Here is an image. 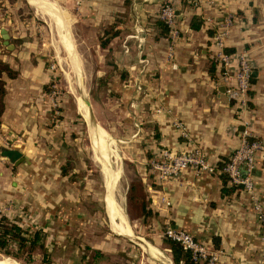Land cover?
<instances>
[{
  "label": "crops",
  "instance_id": "1",
  "mask_svg": "<svg viewBox=\"0 0 264 264\" xmlns=\"http://www.w3.org/2000/svg\"><path fill=\"white\" fill-rule=\"evenodd\" d=\"M85 1L82 20L97 37L98 33L105 34L106 44L100 47L111 52L118 68L112 78L118 84L120 108L139 121V129L134 128L139 131L140 140L135 147L139 150L134 155L135 176L144 193L146 208L152 213L149 225L154 241L163 242L158 232L160 222H169L192 231L207 246L223 249L225 254L218 264H264L252 199L242 186L233 187L219 174L195 175L190 169L183 170L177 178L158 183L150 168V159L159 156L161 147L179 149L193 143L218 161L238 147L244 130L250 139L264 136V0H203L197 4L192 0ZM166 1L172 2L177 14L179 34L174 43L156 22L161 19L159 7ZM207 15L218 22L232 17L222 48L233 54L245 51L252 63L254 74L248 107L243 111L225 93L222 66L215 57L220 46L216 44L214 27L203 22ZM193 16L202 19L199 28L190 26ZM9 44L13 45L8 42L9 53L5 58L17 74L3 77L0 131L14 137L11 147L19 151L22 159L6 165L1 157L0 202L16 196H26L30 201L34 195H44L46 203L74 206L72 191L60 189V183L68 178L61 172L64 142L60 139L57 144L60 129L57 123H52L50 97L43 88L49 76L44 61L40 57L32 59L35 56L32 47ZM171 49L177 68H172L167 60ZM137 81L143 86L142 92L132 86ZM178 120L186 126L187 136L174 124ZM101 135L106 144L105 158L96 157L102 164L109 161L110 170L114 168L111 149L105 134ZM253 176L256 194L264 206V150L256 152ZM185 179L192 180V184ZM107 187L110 197L112 190ZM223 187L227 190L222 191ZM66 196L68 204H64ZM108 203L117 214L109 198ZM126 223L131 227L125 214L124 233L120 234L144 244L140 237L125 231ZM154 246L143 245L153 249L162 261L160 264H172L164 251Z\"/></svg>",
  "mask_w": 264,
  "mask_h": 264
},
{
  "label": "rangeland",
  "instance_id": "2",
  "mask_svg": "<svg viewBox=\"0 0 264 264\" xmlns=\"http://www.w3.org/2000/svg\"><path fill=\"white\" fill-rule=\"evenodd\" d=\"M55 2L57 5L55 9L57 8L62 14V20L59 17V25L63 31L68 27L69 39L77 55L80 56L79 59L69 51L67 43L61 39L58 24L56 25V20L52 16L41 14L28 0H0V28H6L8 33V37L4 38L0 31V55L4 57L0 60H7L5 55L9 53L7 45L9 42L13 44L10 45L11 47L15 45L18 48L32 47L35 55L32 59L40 57L44 61L45 71H48L49 76L43 88L50 97L52 123H57L60 129L57 133V144L60 143V139L64 142L62 164L66 165L68 172V178L64 179V183H60V189L68 188L72 191L74 206H64L55 202L50 204L48 201L46 203L44 195H34L30 201H27L26 196L25 198L16 196L0 202L3 215L13 218L23 227L43 229L42 241L47 247L48 260L42 259L43 249L40 247L30 251L24 250L19 256L0 251V257H7L12 264H160L162 262L153 249L144 248L143 243L138 239L117 233L112 228L111 219L117 214L111 211L108 205L110 193L102 163L96 157V154L102 157L103 150L101 145L95 146L97 149L94 150V138L90 128L93 124L105 134L109 142L110 158L114 167L110 168L109 173L115 190L122 196L120 197L122 206L131 225L130 227L126 223L125 231L140 237L145 241L144 244L156 245L154 247L163 250L174 264L161 232L164 227L158 229L163 242H155L152 225H149L152 215L142 216L145 196L138 177L135 176L137 161L134 158L136 151H139L135 147L140 143L137 137L139 131L134 128L139 129L140 125L134 114H128L118 103L120 101L118 84H115L116 80L112 78L118 68L111 52L100 47L106 44L105 34L98 33L97 37L88 28L85 20H82L85 15V0H55ZM102 41H105L104 44ZM73 58L81 68V80L77 79L73 69ZM67 73L77 93H81L85 86L90 119L79 107L75 94L70 89ZM1 75L7 76L5 72ZM132 86L137 90L136 83ZM0 140V144L11 147L14 137L9 138L0 131ZM19 157L20 155L14 160L4 158L6 165L14 164ZM0 159L3 158L0 156ZM131 184L133 189L130 188ZM66 198L68 197H65L64 204H68ZM10 248L15 250L17 247L12 243ZM97 250L102 252L101 256L96 254ZM29 252L31 257L28 261Z\"/></svg>",
  "mask_w": 264,
  "mask_h": 264
},
{
  "label": "built area",
  "instance_id": "3",
  "mask_svg": "<svg viewBox=\"0 0 264 264\" xmlns=\"http://www.w3.org/2000/svg\"><path fill=\"white\" fill-rule=\"evenodd\" d=\"M202 1L192 0L194 4ZM158 16L167 24L169 41L174 43L179 34V28L176 25L177 14L171 1H166L160 5ZM203 22L206 26L215 29L216 44L220 46L215 57L222 66L221 76L224 80L225 93L243 111L248 107V91L251 86L253 66L245 51L233 54L224 51L222 48L228 28L232 24V17L228 16L223 21L218 22L212 16L207 15ZM139 40L142 41L140 38ZM125 51H128L127 47H125ZM141 60L146 61L145 58ZM167 60L172 68L178 67L172 49L168 52ZM136 86L137 91L143 90L140 82L137 81ZM174 124L178 129L180 128L182 135L187 136L186 126L180 120L174 121ZM247 136V131L244 130L240 144L229 154L228 160L221 166H217V160L210 158L198 145L192 143L191 146L179 149L161 147L159 156L150 159V168L158 183L168 178L179 177L185 169H190L195 175H200L203 172L226 173L229 181L242 186L252 199V207L258 222L262 249L264 250V206L256 194L253 178L256 152L264 150V136L252 139ZM185 182L192 184V180L189 179H185ZM165 202L169 204L168 199ZM1 215L3 214L0 209V217ZM161 232L165 238L174 240L180 243L184 249L189 250L191 259L197 264H218L225 254L223 249L207 246L192 231L183 226L166 222Z\"/></svg>",
  "mask_w": 264,
  "mask_h": 264
},
{
  "label": "trees",
  "instance_id": "4",
  "mask_svg": "<svg viewBox=\"0 0 264 264\" xmlns=\"http://www.w3.org/2000/svg\"><path fill=\"white\" fill-rule=\"evenodd\" d=\"M157 24L161 28V32L164 34L168 33V26L166 23L163 22L161 19L156 20ZM202 23V19L200 17L193 16L190 22V26L192 28H199V26ZM105 41H102V44H104ZM233 51V50H228ZM211 73L213 72V66L210 67ZM221 71V70H220ZM5 72L7 76L13 77L17 74V70L10 66V64L6 61L0 60V114L3 109V101L2 96L4 94L5 88L4 83L5 80L3 79L1 73ZM253 80V76H251V82ZM250 90V89H249ZM255 138V137H251ZM228 157H223L220 160H218L217 166H221L223 163H225L228 160ZM61 172L62 174H68L66 170V165L63 163L61 165ZM213 174H219L222 176V179L229 180L228 176L224 172L220 173H213ZM233 187H239L240 185L233 184ZM131 189H133V184L130 186ZM227 190L225 187H223L222 191ZM133 191V190H132ZM142 210L143 214L151 215V211L146 208V203L143 201L142 203ZM165 226V223L160 222L159 228L162 229ZM44 236L43 229L41 227H38L36 229L30 228V227H23L19 222L15 221L13 218H9L7 215H1L0 217V251L6 254H11L13 256H19L20 252H23L24 250H32L35 247H40L43 249V257L42 259L45 261L48 260L47 258V247L46 244L42 241V237ZM167 244V248L170 251L172 260L174 264H197L191 259V254L189 250L184 249L180 243L165 238L164 240ZM14 243L16 245V249L12 250L10 248V245ZM97 255H102V252L100 250L96 251ZM30 252L28 253V261L30 260ZM182 260V262H180Z\"/></svg>",
  "mask_w": 264,
  "mask_h": 264
},
{
  "label": "bare ground",
  "instance_id": "5",
  "mask_svg": "<svg viewBox=\"0 0 264 264\" xmlns=\"http://www.w3.org/2000/svg\"><path fill=\"white\" fill-rule=\"evenodd\" d=\"M30 3L37 11L41 12V14L42 13L49 14L50 16H52L56 20V25L58 24L57 28L59 29L58 33H60L61 39L63 40L64 43H67L66 44V45H68L67 48H69V51H71V53H73L74 56L80 57V56L77 55L75 47L73 48V45L71 43V39H69L70 38V32L68 30V27H67L66 31H63L61 29V26L59 25L60 24L59 17L62 20V16H61L62 14L58 12L57 8L55 9V5H56L55 0H30ZM49 6H51V8H49ZM56 7H57V5H56ZM50 19H51V17H50ZM65 50H67V49H65ZM72 62L74 63L73 69H74V71L76 73V77H77L78 80H81V78H82L81 77L82 76L81 75V70H80L81 68H80L79 64L77 63L76 59L73 58ZM66 75H67V78H68L70 89H71V91L74 92L79 107L81 108L83 113L86 116H88L89 119H90V116H89V111L90 110H89V104L87 102V98H86V95H85V87L83 88V91L81 90L82 91L81 93H77L76 90H74L73 86L71 85V79L69 78V73H67ZM90 128L92 130L91 132H92V135H93V138H94V150L97 149V148H95V146L98 147L99 145H101L102 150H103V156H104V153H105V150H106V144H105V140H104L103 136L101 135V130L98 127H96L95 125H93V124L91 125ZM96 156L99 159L100 158H102V159L105 158L103 156L100 157L98 154H96ZM109 164H110L109 161L107 163H105V164H102V166H103L102 169H104V174H105V179H106L107 185L112 190V192H111L112 194L109 197L110 204L117 211V216L114 217L113 220H112L113 221L112 226H113V228H114V230L116 232H118V233H122L123 232L124 233L123 225L125 223V211H124L123 206H122V200H121L122 198H120L122 196H120L121 194H119L115 190V187L113 185L114 183H113L112 178H111V174L109 173ZM118 210L120 211V213L118 212ZM131 238L136 239L134 237H131ZM143 245H145V244H143ZM0 264H12V263H10L4 257H0Z\"/></svg>",
  "mask_w": 264,
  "mask_h": 264
},
{
  "label": "water",
  "instance_id": "6",
  "mask_svg": "<svg viewBox=\"0 0 264 264\" xmlns=\"http://www.w3.org/2000/svg\"><path fill=\"white\" fill-rule=\"evenodd\" d=\"M1 33L3 35L4 38L8 37V33H7V30L6 28L4 27H1ZM6 41V40H5ZM10 45V44H9ZM252 74H254V71H252ZM20 155L19 151H17L15 148H12V147H6L2 144H0V156L3 157V158H6L8 160H14L15 158H17L18 156ZM22 157H19L17 159L18 160H21Z\"/></svg>",
  "mask_w": 264,
  "mask_h": 264
}]
</instances>
